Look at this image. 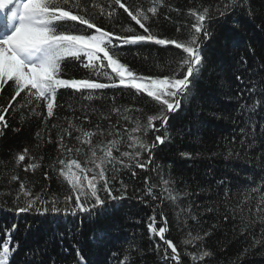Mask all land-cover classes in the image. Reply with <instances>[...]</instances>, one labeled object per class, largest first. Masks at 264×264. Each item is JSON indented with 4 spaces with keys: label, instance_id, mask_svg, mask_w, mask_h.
<instances>
[{
    "label": "trees",
    "instance_id": "obj_1",
    "mask_svg": "<svg viewBox=\"0 0 264 264\" xmlns=\"http://www.w3.org/2000/svg\"><path fill=\"white\" fill-rule=\"evenodd\" d=\"M92 2L82 0L85 5ZM122 2L130 8L140 5L146 9L152 6L151 0ZM241 2L244 3V0ZM95 3L107 10L108 0H95ZM219 3L220 0H163L157 16L152 17L146 26L159 38L183 39L188 26L194 23L188 10L204 6L213 10ZM250 4L251 14L248 4L244 3V7H237L231 14L213 19L209 25V31L213 34L204 44L205 62L200 78L192 89L193 98L171 115L170 140L155 150L152 168L158 171L137 168V175L132 178L130 171L121 170L120 178L128 184L127 198L114 202L103 215L16 214L6 209L14 208L21 182L31 187L33 195L38 193L46 200L55 197L63 206L64 198L72 193L70 185L58 173L61 166L57 164V170L50 167L57 159H64L66 164L71 159H77L82 166L93 167L91 164L85 165L91 155L89 146L75 139L78 135L75 131L71 137L65 135V144L73 148V152L59 151L58 133L68 129L69 122L84 131L97 132L92 137L95 146L101 140L106 143L116 138L101 136L97 126L107 132L114 125L112 131L118 129L124 134L126 128L135 126L136 118L144 120L147 115L153 114L154 101L146 94L141 95L127 87H110L91 93L61 88L57 92L58 107L54 109V116L45 123L42 116H30L28 109L19 108L18 102L24 93L17 97L13 109L6 115L8 127L0 135V226L11 228L13 224L17 225L13 240L19 242L20 251L13 257V264L22 262L23 253L29 249L46 253L36 256L37 261L42 259L45 264H52V258L56 264H76L73 246L81 248L88 264H103L109 249L116 252L121 246L128 247L130 244L143 250L142 255L133 252L136 257L134 264H164L163 245L161 251L157 252L155 244L159 243L158 237H151L147 229L148 217L153 210L157 213V221L161 211L167 216L169 232L166 235L177 245L183 264H192L184 255L183 240L189 232L195 236L203 235L206 231L212 234L202 244L213 256L203 260V264H264V222L256 220L254 214L246 211L245 223H241L239 213L233 218L231 212H226L224 198L225 189H230L227 203L235 207L246 195H251V202L243 205L247 209L254 208L256 199L264 195V190L251 192L264 178V135H261L264 106L251 117L256 122L257 143L251 148L240 144V128L245 127L244 121L248 119V114L238 112L245 100L238 96V90L243 85L237 81L236 75H242L246 81L259 82L264 89V0H250ZM89 14L99 27L114 33L113 43H118L116 36L130 34L125 31L129 27L134 33L143 34L139 25L118 7L114 18L101 16L99 7H89ZM212 15L216 13L212 11ZM77 27L85 26L77 24ZM117 52L121 62L138 75L161 78L171 75L176 68V58L185 55L172 45H158L155 42L120 45ZM242 58L246 64L241 62ZM106 71L111 73L110 69ZM93 75L82 67L80 61L66 58L62 63V78L84 79L93 78ZM100 82L110 83L103 75ZM12 94L13 88L5 86L0 93V105L6 106ZM89 95L91 99L86 98ZM247 103L251 104L252 101L247 100ZM113 107L120 109L119 114L111 111ZM21 112L24 119H21ZM39 112L46 115V108L41 106ZM85 116L87 119H84ZM125 117L130 119L125 120ZM54 124L57 127L53 128ZM37 132L41 134L39 139L36 137ZM49 136L51 143L48 142ZM234 136L235 142L232 139ZM147 139L151 142L154 135L149 134ZM124 140H127L126 135ZM247 144H252V140L249 139ZM77 147L82 149L80 153L75 152ZM25 148L29 150V155L25 161L17 163V156ZM120 150H129L126 143L121 144ZM97 154L100 155V152ZM114 155L118 153L114 152ZM143 158L147 159L146 153ZM28 163H36L39 167L35 171H25ZM45 172L48 173L47 179ZM87 174L91 177L93 172ZM12 175L19 179L12 181ZM145 176H150L151 182L157 185L156 195L160 194V189L172 187L177 199H166L159 203L144 196ZM162 180H171L173 183L164 185ZM221 180L227 183L218 186ZM118 187L119 184L115 183V188ZM136 189L141 191L137 192ZM114 194L119 195L115 190ZM142 196L143 200L140 199ZM209 208L214 210L209 212ZM188 209L191 210L190 215ZM226 214L229 215L227 221L224 220ZM248 220L253 222L248 223ZM6 238L0 228V241ZM187 251L197 252L196 242ZM108 264H116V261L109 258Z\"/></svg>",
    "mask_w": 264,
    "mask_h": 264
},
{
    "label": "snow or ice",
    "instance_id": "obj_2",
    "mask_svg": "<svg viewBox=\"0 0 264 264\" xmlns=\"http://www.w3.org/2000/svg\"><path fill=\"white\" fill-rule=\"evenodd\" d=\"M162 3L163 0H151L152 6L145 9L140 5L130 8L122 0H108L106 10L105 7L98 6L95 0L88 5L83 4L82 0H0V21H2L0 23V93L3 92L5 86L13 88V94L7 105H0V135H3V130L8 127L6 115L9 114L10 109H13L14 102H17V97H20L22 93L24 96L18 102L19 108L28 109L30 116H42L45 123L54 116V109L58 107L57 92L61 88L81 93L87 90L91 93L110 87H127L136 90L141 95L146 94L155 103L153 114L147 115L144 120L136 118L135 126L130 129L126 128L124 134H121L118 129L112 131L111 129L115 128L114 125H111L107 132L100 130L97 126V131L101 136L107 135L116 138L109 139L106 143L101 140L95 146L92 137L97 132L84 131L78 126L73 127L69 122L68 129H64L63 133H58L59 151L61 153L73 152V148L65 144V135L71 137L75 131L78 133L75 139L81 144L89 146L91 155L86 159L85 165L91 164L93 167L82 166L77 159H71L67 161V164L64 159H57L50 167L57 170L56 165L61 166L58 173L70 185L72 193L64 198L63 206H60L55 197L46 200L38 193L33 195L31 187L21 182L20 191L15 197L14 208L6 210H12L16 214L47 215L52 213L65 216L87 214L90 217H96L103 215L114 202L127 198L128 184L120 178L121 170L130 171L132 178L136 177L137 168L158 171V169L152 168L155 163V150L170 140L169 119L171 115L178 112L182 104L190 102L193 98L192 89L200 78L205 62L204 44L213 34L209 31V25L213 19L223 18L231 14L237 7H244V3L248 4V11L251 14L250 0H244V3L241 0H220L213 10H210L208 6L188 10V15L194 19V23L188 26L187 35L183 39L159 38L150 31L146 23L152 17L157 16L158 8ZM89 7H99L100 15H106L109 18H114L117 15V7L122 9L132 21L139 25L143 34L134 33V30L129 27L125 31L130 34L116 36L118 43H113L114 33L97 25L89 14ZM212 11L216 13L215 16L212 15ZM77 24L85 27H77ZM179 31L180 29L177 28V32ZM141 42H155L164 46L172 45L182 50L185 55L176 58L174 61L176 68L169 76L161 78L138 75L126 63L121 62L117 48L120 45ZM66 58L80 61L84 69L94 74L93 78H62V63ZM241 62L246 64V60L243 58ZM106 69H110L111 73L109 74ZM102 75L110 83L100 82ZM236 79L243 85L238 90V96L245 100V103H242L238 108V112L242 115L248 114V119L244 121L245 127L240 128V144L242 147L247 145L251 148L257 143L256 122L251 117L260 107L264 106V89L261 88L259 82L246 81L242 75H236ZM86 98L91 99L92 97L89 95ZM247 100H251L252 103L248 104ZM41 106L46 108V115L39 112ZM93 111L95 110L93 109ZM111 111L119 114L120 109L113 107ZM136 111H142V109H136ZM21 119H24L23 112H21ZM84 119H87V116ZM124 119L130 118L125 117ZM157 122H159V126H157ZM52 127L57 126L54 124ZM14 130L18 131V129ZM149 134L154 135L151 142L147 139ZM124 135L127 136L126 141ZM261 135H264V126H261ZM40 136L41 134L37 132V139ZM232 139L233 142L236 141L235 136ZM249 139L252 140V144H247ZM48 142H52L51 136L48 137ZM122 143H126L129 150L121 151ZM81 151V148H75L76 153ZM98 151L100 155L97 154ZM114 152L118 155H114ZM145 153L147 159L143 158ZM28 155L29 150L25 148L23 153L17 156V163L25 161ZM182 155L187 154L182 153ZM38 167L39 165L36 163H28L25 165V171H35ZM88 172H93V175L89 177ZM44 176L47 179L48 173L45 172ZM18 179L19 177L16 175L11 177L12 181ZM246 179L255 183L251 181L250 177H246ZM151 180L150 176L144 177V196L159 203H163L166 199L170 201L177 199L174 195L175 189L172 187L162 188L159 190L160 194L156 195L157 185ZM115 183L119 184L118 188H115ZM162 183L170 185L173 182L162 180ZM225 183L227 182L221 180L218 182V186ZM114 190L119 195H115ZM262 190H264V178H261L260 184L253 187L251 192L257 193ZM136 191L141 190L136 189ZM229 197L230 189L226 188L224 192L225 209L226 212L232 213L233 218L239 213L241 223H245V212L247 211L249 214H254L256 220L264 222V195H260L256 199L254 208L247 209L243 205L251 202L253 199L251 195H246L244 200L235 207H230L227 203ZM140 199L143 200V196ZM213 210V208L207 209L209 212ZM187 213L190 215L191 210L188 209ZM192 218L195 219V217ZM228 219L229 215L226 214L224 220ZM247 222L252 223L253 221L248 220ZM0 228L3 229V234L7 237L0 241V264H13V257L20 251L19 242L13 240L17 225L13 224L11 228L0 226ZM147 229L151 237H158L159 243L155 244L157 252L161 251V245H163L164 264H168L169 261L172 264H183L177 245L172 239L167 238L168 219L163 211L159 213V221H157V213L153 210L152 215L148 217ZM211 234V231H206L203 235L193 236L189 232L188 237L183 240L184 255L189 258L192 264H203V260L212 258L211 251L202 244ZM194 242H196L198 251H187V248ZM73 247L76 252V264H88L82 255L81 248ZM133 252L143 254L142 249H139L138 246L133 247L131 244L128 247L121 246L116 252L109 249L108 257L103 264H108L109 258L116 261V264H134L136 257ZM38 254L45 255L46 253L39 249L26 250L23 253L22 262L17 261L16 264H45L42 259L36 260ZM52 264H56L54 258H52Z\"/></svg>",
    "mask_w": 264,
    "mask_h": 264
},
{
    "label": "rangeland",
    "instance_id": "obj_3",
    "mask_svg": "<svg viewBox=\"0 0 264 264\" xmlns=\"http://www.w3.org/2000/svg\"><path fill=\"white\" fill-rule=\"evenodd\" d=\"M74 170V169H73ZM88 176H90V174H88Z\"/></svg>",
    "mask_w": 264,
    "mask_h": 264
}]
</instances>
